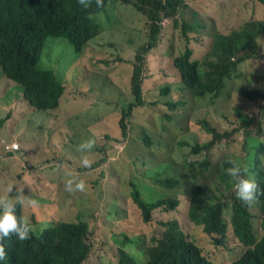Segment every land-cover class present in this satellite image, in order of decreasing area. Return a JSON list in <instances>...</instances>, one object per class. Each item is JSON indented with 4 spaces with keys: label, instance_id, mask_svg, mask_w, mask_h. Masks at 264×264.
<instances>
[{
    "label": "trees",
    "instance_id": "trees-1",
    "mask_svg": "<svg viewBox=\"0 0 264 264\" xmlns=\"http://www.w3.org/2000/svg\"><path fill=\"white\" fill-rule=\"evenodd\" d=\"M187 1L102 0L98 5L97 0H87L96 5L83 10L75 0H0V80L5 78L6 81L2 102L7 104L6 113L3 110L0 114V127L10 118L14 119L17 106L27 105L21 121L33 109L57 108L65 91L74 90L73 79L63 83L53 69L44 67L39 61L46 37H66L74 46L78 59L91 43L92 57L114 56L119 61L116 72L109 77L111 93L106 85V90L98 94V98L113 103L114 109L108 110L105 118L98 116L88 126L89 136L85 140L91 138L96 142L91 151L81 153L75 147L74 157H59L64 160V166L86 184H89L92 169L100 163L110 166L113 177L119 181L125 178L129 197L139 208L143 221L150 223L155 214L159 215L155 227L157 234L149 240L141 235L130 237L124 241L125 247L114 248L111 240L122 236L121 232H116L121 224L119 211L110 208L101 219L103 232L97 235L95 229L99 219L91 215L92 212L82 211L94 224L82 219L81 213L75 220H58L53 214L57 210L55 202L53 210L42 214L38 220L37 230L41 232L34 231L27 241L6 238L4 264H86L90 258L99 256L105 264H264V194L251 202L238 199L225 171L231 166L227 163L229 159L247 166L264 193V72L257 75L255 82L260 94L250 98L244 109L235 110L233 105L232 119L226 117L227 128H220L209 118L197 121L190 118L191 131L196 134L192 142L184 137L171 140L155 136L152 122L142 114L148 108H166L161 119L172 120L167 107L177 111L185 104L184 100L169 96L161 101L167 107L148 101L143 82L147 56L155 55L161 42L163 21L169 19L177 28L181 24L182 6L189 5ZM256 2L264 5V0H232V14L248 10V16H253L252 4ZM116 3L135 12L132 16L127 8L121 7L123 10L118 16L125 17L133 34L135 26L142 32L139 46L131 44L130 34H122L116 27H112L113 39H95L104 32L103 23H114ZM201 7L206 8V4ZM229 14L230 9L226 8L220 17L223 33L215 37L212 56L207 54L201 60L194 59L187 41L185 50L174 56L175 66L183 73L180 91L188 89L193 97L210 94L216 101L223 93L226 80L234 71L239 73L238 64L252 56L264 57L260 44L264 41V20L251 19L227 29L223 25ZM169 48L173 49L172 41ZM247 48L243 55H236ZM126 63L131 65V72L127 81H123V70L119 67ZM9 82L19 84L21 91L16 83L9 89ZM237 85L229 86L231 90H227L226 97L232 98V92L236 94ZM171 91V85L161 90L163 95ZM126 92L128 95L124 96ZM98 125L103 129L95 131ZM197 128L202 132L196 131ZM98 131L103 140H97ZM134 135L141 136L137 144L132 139ZM220 147L222 153L212 156ZM4 154L0 151V159ZM175 154L179 155V160L175 159ZM85 156L88 166L82 163ZM67 158L74 160L67 161ZM9 168H0V181L5 190L0 195H7L6 186L11 184L5 179ZM62 193L66 198L72 194L65 190V184ZM75 199V195L64 199L62 212ZM17 215H27L26 210L17 206ZM112 215L115 218L110 219ZM31 220L33 224L36 222L34 216ZM197 228L208 234L211 248L200 245ZM108 247L114 249L115 258L111 254L110 257L103 255L107 256L104 248Z\"/></svg>",
    "mask_w": 264,
    "mask_h": 264
},
{
    "label": "rangeland",
    "instance_id": "rangeland-1",
    "mask_svg": "<svg viewBox=\"0 0 264 264\" xmlns=\"http://www.w3.org/2000/svg\"><path fill=\"white\" fill-rule=\"evenodd\" d=\"M204 0H189V5L182 6V12L180 15V21L182 18L187 20H193V11L203 5ZM80 8L86 10L89 7L96 5L95 3H88V7L85 8L82 4L75 0ZM209 3L216 5V12L222 18L223 11L228 8L230 14L224 19V28L230 29L233 26L241 25L244 22L251 19L264 20V5L260 2L252 4V11L255 13L253 16H248V10H243L241 13L232 14V0H210ZM259 5L262 6L259 8ZM121 7L127 8L124 4L116 3L113 7L114 16L113 21L109 23H103L104 32L97 38L113 39L114 33L112 27H116L122 34H130L128 41L139 46L142 32L137 31V26L133 30L126 24L125 17L118 16V12L122 11ZM132 16H135L133 10H129ZM164 26L161 33V42L155 55L147 56L146 60V77L143 83L144 96L148 101H155L160 104L168 96L179 100L185 101V104L181 106L177 111H171L167 107V111L173 116L172 120L162 117L161 109H146L142 114L148 118L153 125V133L155 136H163L171 140L177 138H186V141H191V138L196 134L191 131L193 123L190 118L198 120L201 118H209L214 124L220 128H227L229 125L228 119H232L233 105L235 110L238 108L244 109L248 104L250 98L257 97L260 92L256 87L257 75L263 71L264 62L257 56L247 58L243 65L240 66L243 70V74L239 73V76H232L226 80L225 88L220 96V99L213 101L210 96L205 97H193L189 90L179 91L176 89V85L180 82V77L177 75L178 70L175 67V63L172 62V57L167 55L169 51L175 55L180 50L184 49V41L180 37V25L175 29L174 23L171 20H164ZM142 24V21H140ZM132 34V35H131ZM264 39V36H263ZM172 41L173 49L169 48V44ZM208 45V39H206ZM108 41H104L107 43ZM93 47L89 44L87 50L81 58L75 52L74 46L64 38H49L45 49L41 54V64L46 68H51L55 72L56 76L63 80L73 79L74 90L68 88L61 100V104L58 108L53 109V112L42 111L33 109L26 117L21 121L19 120L25 113L27 105H19L14 111V119L10 118V129H13L14 136L17 132L16 140L20 142L22 151L25 153L28 151L32 159L42 162L39 167H31V163L34 161L25 154L20 155H8L0 159V168L10 167L6 170L5 179L10 180L11 184H14L17 188H23L22 191L26 195H34L39 200V205L35 207H28L26 204L23 207L26 210V214L30 217L34 216L36 222V232L38 231V220L42 218V214L53 210L54 203L57 204V210L53 214L59 220L60 218L75 220L81 213L82 219L94 224L91 218L85 211L92 212L91 215L99 219L95 233L97 235L103 232L102 217H105L109 213L110 208L115 212L119 211L118 217L121 221L120 226L117 227L116 232L122 233V236L111 240V245L116 248L125 247L124 241L130 237L144 236L146 240H149L152 236L157 234L159 215L155 214L153 220L150 223L143 221L141 212L133 200L129 197V189L126 185L125 178L119 181L111 175L112 168L110 166H104L100 163L96 168L90 171L88 176L89 184H86V190L84 192H74L70 196L75 195V201L69 206L64 208L62 212V202L66 198V194L62 193V187L64 182L70 177L67 175L71 173L73 176L77 175L70 172L63 162L54 157L56 154L61 157H74L75 152L73 149L78 147V144L84 141L88 136V126L91 125L94 120L99 116L105 118L108 110L114 109V104L106 98H98L100 92L105 91V86H109L110 93L112 87L108 81L110 76L116 72L118 68V60L114 56H107L104 58H98L93 55ZM202 52H197V57H202ZM248 66L247 68L245 67ZM123 70V81H127L130 72V64H121ZM239 80V81H238ZM238 81L236 86V94L232 92V98L226 97L229 86H232L234 82ZM16 83V82H15ZM14 82L7 84L8 88L15 85ZM168 83H172L174 86L173 91L169 95H163L161 90ZM69 86V83H66ZM11 85V86H10ZM6 81L5 78L0 80V104L4 105V114L7 110L6 102H2L5 92ZM16 88L21 91V87L16 83ZM16 89V91H18ZM128 92L124 94L127 96ZM160 101V102H159ZM94 106V107H93ZM93 107L92 109H90ZM89 109V110H88ZM3 110L0 108V114H3ZM49 113L54 115L53 119L46 124L45 128H37V123L45 121L49 117ZM78 114L76 117L73 115ZM121 118V116H120ZM105 122V120H104ZM165 125V128H163ZM200 126V125H198ZM103 129L102 126H95L94 130ZM94 131V134L96 133ZM198 132H202L199 128ZM5 138L9 140L11 138L10 131H4ZM3 133V134H4ZM97 140H103L101 133L98 131L96 134ZM137 144L141 141V136L134 135L132 137ZM132 146V141H131ZM186 146L182 145L181 147ZM132 149V147L130 148ZM222 148H217L216 156L221 154ZM231 154V153H230ZM50 155L53 157L49 158ZM229 155V154H228ZM175 159L179 160L178 154H175ZM67 161L74 160L73 158H67ZM47 161L49 164H47ZM128 165L129 162L125 161ZM23 168L26 172L30 173L29 179H23ZM104 169V170H103ZM103 171V174H102ZM42 177L38 182L35 180L38 189L33 188L34 177L36 174ZM34 176V177H33ZM99 178V180H97ZM97 180V181H96ZM96 181V182H95ZM33 185V186H32ZM155 186V185H154ZM8 187V186H6ZM5 191L3 182L0 181V193ZM39 191V193H37ZM15 193V190L13 192ZM57 199V201L55 200ZM76 203V204H74ZM115 218V215L109 217ZM161 230V229H160ZM197 237L200 245L211 248L212 244L208 234L202 229H196ZM232 245L235 244L232 239ZM110 245V246H111ZM104 252L107 256L114 255V249L112 247L104 248ZM234 254V253H233ZM235 255V254H234ZM86 264H105L104 260L99 256L98 258H90Z\"/></svg>",
    "mask_w": 264,
    "mask_h": 264
},
{
    "label": "clouds",
    "instance_id": "clouds-1",
    "mask_svg": "<svg viewBox=\"0 0 264 264\" xmlns=\"http://www.w3.org/2000/svg\"><path fill=\"white\" fill-rule=\"evenodd\" d=\"M209 1L210 0L203 1V3L206 4V8L199 7L198 9L194 10L196 12L193 13V20L181 19L180 37L184 41V49L180 50L175 55H179L181 52L185 50V42L187 41L189 42L190 48H192L193 50L194 59L201 60L207 54L212 56L214 40H215L216 35L222 32V25L220 24V16L216 12V5L213 3L212 4L209 3ZM78 2L82 4L85 8L89 6L87 3V0H78ZM101 3H102V0H97L98 5H100ZM52 37L53 38H64L67 40V38L63 36L46 37L44 41V45L39 53L40 62H41V54L46 47L47 40ZM206 39H208V45H207ZM247 51H248V48L240 50L236 55L238 56L243 55ZM197 52H202L201 58H198L196 56ZM175 55L169 54V56L172 57L173 63H174L173 58ZM261 60L264 62V57L261 58ZM48 69L51 70V68H48ZM177 70L179 71L177 75L180 77V82L176 85V89L179 90L178 88L182 84V74L183 73L178 68ZM263 72H264V65H263ZM239 73L234 71L232 74V78L236 76V74H238L239 76ZM238 81L234 83L237 84ZM167 85H171L172 91H173L174 89L173 84L168 83ZM205 96H210V94L205 95ZM62 97L60 98V104H61ZM197 97H200V96H197ZM48 112L50 113L53 112V109L49 110ZM53 117L54 115L49 114V117H47L45 121H41L38 124L37 128L38 129L45 128L46 124H49V122L53 119ZM2 128L3 127H0V129ZM95 143H96L95 139L90 138V139L84 140L78 145V151H80L81 153H87L95 147ZM0 151H4L5 156L25 154V157L27 155L30 157L28 151H26L25 153L22 151L21 144L19 141L16 140V138H12L11 140H7V138L1 139L0 140ZM56 158L59 160V162L64 163V160L61 157L58 156ZM32 160L34 161V163H31V166H29L28 168L39 167L40 164L42 163L36 159H32ZM82 163L85 166L89 165V160L86 158V156L82 158ZM227 163L230 164L231 166L227 167L225 171L228 174V176L231 178L232 187L238 199L242 201H246V202H251V201H255L256 199H258L259 195L264 194L259 188V185L257 184L254 178V175L250 173L249 168L247 166L233 159H229ZM47 164L49 163L47 162ZM67 175L70 177L64 182L65 190L67 192H70V193H74L77 191L84 192L86 190V181L84 179L77 178L76 176H73L71 173H68ZM30 176H31V172L28 173L23 168L22 178L29 179ZM36 176H37L36 178L33 176L34 177L33 181L35 185L34 186L32 185V186L33 188L38 189L39 186L36 185L35 180L39 182L42 177L39 175V173H37ZM22 189L23 188H17L14 184H9L7 187V195H0V264H4L7 259V252L5 249L6 238L15 237L17 241H27L32 238L33 232L36 231V226L33 224L30 216L17 215V206H24L26 204L28 207H35L39 205V200L34 195H26V193L25 194L23 193ZM14 190L16 193L15 195L13 193ZM55 200L57 201L56 198Z\"/></svg>",
    "mask_w": 264,
    "mask_h": 264
},
{
    "label": "crops",
    "instance_id": "crops-1",
    "mask_svg": "<svg viewBox=\"0 0 264 264\" xmlns=\"http://www.w3.org/2000/svg\"><path fill=\"white\" fill-rule=\"evenodd\" d=\"M262 6L259 5V8H261ZM260 44H261V49L264 51V41H260ZM244 61L241 62L239 65H243ZM245 67L247 68L248 66L245 65ZM239 72L240 73H244L243 70L241 69V67L239 66ZM238 76V75H237ZM1 102V101H0ZM0 108L3 110L4 108V105L0 104ZM10 125H9V120L5 122L3 128L0 130V137H3L4 139H6L4 136H5V133L4 131H10V135L12 136V133H13V129H10L9 128ZM4 133V134H3Z\"/></svg>",
    "mask_w": 264,
    "mask_h": 264
}]
</instances>
